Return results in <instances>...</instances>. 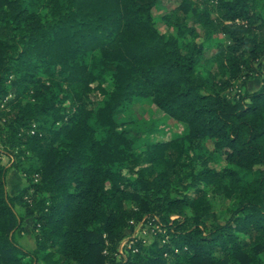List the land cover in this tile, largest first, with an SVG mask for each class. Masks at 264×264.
I'll return each instance as SVG.
<instances>
[{
    "label": "trees",
    "instance_id": "1",
    "mask_svg": "<svg viewBox=\"0 0 264 264\" xmlns=\"http://www.w3.org/2000/svg\"><path fill=\"white\" fill-rule=\"evenodd\" d=\"M161 1L0 0V264H117L143 220L162 232L119 264H264V0H181L164 32ZM138 102L187 133L146 138ZM28 218L34 249L15 238Z\"/></svg>",
    "mask_w": 264,
    "mask_h": 264
},
{
    "label": "rangeland",
    "instance_id": "2",
    "mask_svg": "<svg viewBox=\"0 0 264 264\" xmlns=\"http://www.w3.org/2000/svg\"><path fill=\"white\" fill-rule=\"evenodd\" d=\"M181 0H162L161 4L157 6L154 10V17L157 28L164 32L168 30V27L166 25L164 16L167 14H170L173 12L175 7L180 3ZM203 1V0H202ZM196 2V0H194ZM199 33L201 36H204L206 33V29H203L201 25H198ZM213 47L210 50L211 52L208 53V57L211 56L212 52L216 51V46H218V43L225 42V36L224 34L220 32H215L213 35ZM215 66L213 61H209L207 63V67L209 69H213ZM262 66L264 67V57L262 58ZM261 77H254L251 79H248L246 84L239 80L235 82L232 89L228 90L226 92L227 96L229 98L235 97L236 93L242 92L245 89H248L250 91H254L258 89L261 85ZM245 84V85H244ZM242 90V91H240ZM14 95L11 94L8 96L13 97ZM7 98V99H8ZM5 106V103H3L2 107ZM134 109L137 115L139 117L144 118L145 120H154L156 121L153 133L150 132L149 134H146V138H150L151 140L155 141H165V140H171L173 138H178L187 133V125L183 122H179L177 120H174L170 117H165L164 113L159 110L155 105H151L149 103L142 104L141 102H138L135 104ZM1 152L3 154L2 161L5 165L10 166L13 163L12 156L7 155L4 150V147L0 144ZM144 145H141V148H143ZM19 148L14 149V152L17 153ZM14 154V153H12ZM225 157L222 154H217L215 166L221 170L225 166ZM13 169V170H11ZM8 175H7V187L8 192L11 196H15L16 194L20 193V191L23 189V187L28 183L26 176L22 173H20L18 170H16L14 167L11 168ZM34 182L39 181V177H35ZM33 192V190L31 191ZM210 195L212 197L213 207L214 210H221L225 209L226 207L223 206L216 197L210 192ZM234 201L229 204L234 205ZM19 211L17 213H22V206L20 203L17 204V208ZM21 211V212H20ZM22 223V231H18L15 235V238L18 242V244L26 249H34L36 247V240L35 235L38 233V230L34 227V221L33 218L23 219L21 221ZM162 225H153L152 223L146 222V221H140V222H134L131 223L125 230H124V237L119 242L117 247V252L114 251L110 258L114 256L117 264L119 262H124L125 259L122 255H127L128 250L130 249L129 244L142 242L144 245H150L156 236V233L162 232ZM165 232V230H164ZM38 264H45L42 260Z\"/></svg>",
    "mask_w": 264,
    "mask_h": 264
},
{
    "label": "built area",
    "instance_id": "3",
    "mask_svg": "<svg viewBox=\"0 0 264 264\" xmlns=\"http://www.w3.org/2000/svg\"><path fill=\"white\" fill-rule=\"evenodd\" d=\"M25 198H26L29 202H31V200H32L31 197L28 196V195H27ZM131 223H134V221H131ZM133 241H134V240H132V244H129V247H130V248L133 247V244H134ZM134 250H135V249H134ZM122 256H125V255H122Z\"/></svg>",
    "mask_w": 264,
    "mask_h": 264
},
{
    "label": "crops",
    "instance_id": "4",
    "mask_svg": "<svg viewBox=\"0 0 264 264\" xmlns=\"http://www.w3.org/2000/svg\"><path fill=\"white\" fill-rule=\"evenodd\" d=\"M11 170H13V169H11Z\"/></svg>",
    "mask_w": 264,
    "mask_h": 264
}]
</instances>
